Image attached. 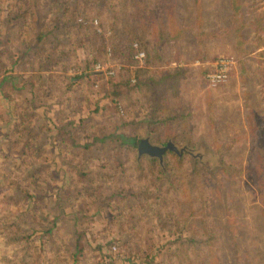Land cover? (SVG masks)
Instances as JSON below:
<instances>
[{
    "label": "rangeland",
    "instance_id": "1",
    "mask_svg": "<svg viewBox=\"0 0 264 264\" xmlns=\"http://www.w3.org/2000/svg\"><path fill=\"white\" fill-rule=\"evenodd\" d=\"M155 1L148 15L141 0H13L28 36L25 46L1 41L0 54L35 71L41 102L53 96L38 118L34 215L26 231L6 225L27 236L29 259L17 262L264 264V54L252 42L264 29L250 25L264 0H238V16L231 0ZM171 16L181 33L168 56ZM134 40L147 44L144 64L132 57ZM222 57L232 72L210 87ZM169 68L182 69L177 89ZM123 135L184 151L167 152L161 169Z\"/></svg>",
    "mask_w": 264,
    "mask_h": 264
},
{
    "label": "crops",
    "instance_id": "2",
    "mask_svg": "<svg viewBox=\"0 0 264 264\" xmlns=\"http://www.w3.org/2000/svg\"><path fill=\"white\" fill-rule=\"evenodd\" d=\"M12 2L0 0V41L6 48L25 46L24 39L27 40L28 36L19 28L20 16L13 17ZM16 59L0 54V264H21L16 259L25 263L29 259L27 251L20 245L26 241V233L18 238L12 237L6 232V225L16 222L26 231V221L34 215L28 193L35 194L39 187H32L29 183L37 177L38 162L44 160L42 147L45 144L40 134L38 138V118L53 100L50 89L49 102L40 101L45 95L38 97L35 92L39 77L32 76L35 71L29 64L25 68L24 62ZM169 65H176V61ZM28 86L35 97L25 94ZM18 192L22 196L18 197ZM16 239H19V250L13 249L17 246L13 244Z\"/></svg>",
    "mask_w": 264,
    "mask_h": 264
},
{
    "label": "trees",
    "instance_id": "3",
    "mask_svg": "<svg viewBox=\"0 0 264 264\" xmlns=\"http://www.w3.org/2000/svg\"><path fill=\"white\" fill-rule=\"evenodd\" d=\"M142 1V3H145V2H149V5H148V7H147V10L145 11V13L146 14H148V15H151V14H153L154 13V11H155V0H141ZM231 6H232V9H233V13H234V15H236V16H238L239 14H240V11H241V6L239 5V1L238 0H231ZM171 10H173V8H171ZM80 19H82V18H80ZM83 20V19H82ZM171 21H173V24H174V17L173 16H171V18H170V22ZM170 22H168L167 21V55L169 56V54L172 52V48L170 47V45H169V42L173 39V38H176L177 36L176 35H178V33H181V29L176 25V24H174L173 26L170 24ZM145 23H147V26H149V23L147 22V21H145ZM81 25H84L85 23H80ZM87 24V23H86ZM91 24L93 25V20L91 21ZM77 25H79V24H77ZM250 25H252L254 28H255V30H256V32L258 31V30H263L264 29V13H262V14H260L259 16H257L255 19H254V21H252L251 23H250ZM151 26V25H150ZM154 24L151 26V29L152 28H154ZM172 27H174V28H172ZM97 28V27H96ZM147 28H149V27H147ZM153 32L155 33V34H158V36L160 35H165V30H163V31H161V33L159 34V32H158V30L157 31H155V30H153ZM158 32V33H157ZM246 41V43L247 42H249L250 40H245ZM138 43L139 44V46H140V48L142 49V50H144L145 52H146V58L148 57V55H147V51H146V49L144 48V46L142 45V44H144V45H146L147 46V44H145V43H141L140 41H138V40H134V41H131V43H130V46H131V49H132V57H133V59L135 58L134 56H135V53H136V49L134 48V43ZM252 42H254V44H255V49L256 50H261V51H259V52H262L261 53V55H263L264 54V40H262L260 37H259V35L258 36H256L253 40H252ZM245 43V45H247ZM246 47V46H245ZM111 48V47H110ZM159 50H158V52L160 53V52H162L163 51V48L162 47H160V48H158ZM113 50V49H112ZM238 54L239 55H241V54H243L245 51H246V48H244V47H242V48H239L238 47ZM169 53V54H168ZM260 55V54H259ZM264 56V55H263ZM135 60V62H137L136 61V59H134ZM174 61H177V59H176V57H173V58H168L167 57V65H169V64H171L172 62H174ZM138 63V62H137ZM168 67V66H167ZM182 76V69H180V68H169V69H167V84L169 83H171V84H173V87L175 88V89H177L178 88V85H177V83H179V81L181 80L180 79V77ZM250 127H252L253 128V126H250ZM142 139H144V138H142ZM142 139H137V138H135V137H127V136H121V142H122V144H127V145H129V146H135L137 149H138V147H139V143H140V141L142 140ZM149 139V138H148ZM150 140V139H149ZM169 141H171V140H169ZM168 141V142H169ZM167 142V143H168ZM173 142V141H172ZM166 143V144H167ZM165 144V145H166ZM165 145H163V146H165ZM178 147V146H177ZM174 152V153H176L178 156H181V154H179V153H177V152H175V151H172V150H167L165 153H164V155L167 153V152ZM184 151V150H183ZM144 155H147V156H149L150 158H152V160H155V162L158 164V166L161 168V169H164L165 167H164V165L162 164V161H163V159L161 160L159 157H156V156H150V155H148V154H143V155H140L139 154V151H138V156L139 157H141V156H144ZM164 155H163V157H164Z\"/></svg>",
    "mask_w": 264,
    "mask_h": 264
},
{
    "label": "built area",
    "instance_id": "4",
    "mask_svg": "<svg viewBox=\"0 0 264 264\" xmlns=\"http://www.w3.org/2000/svg\"><path fill=\"white\" fill-rule=\"evenodd\" d=\"M97 23V20L95 21ZM134 48L137 50L135 53V59L139 65L144 64L146 60V52L142 50L139 44L134 43ZM2 49V43L0 41V50ZM233 59L222 57L215 65L214 69L207 74V80L210 87H216L219 84L225 82L230 77L233 69ZM96 69L100 71H106V67L102 63L96 65ZM115 71L109 70L108 74L113 75Z\"/></svg>",
    "mask_w": 264,
    "mask_h": 264
},
{
    "label": "water",
    "instance_id": "5",
    "mask_svg": "<svg viewBox=\"0 0 264 264\" xmlns=\"http://www.w3.org/2000/svg\"><path fill=\"white\" fill-rule=\"evenodd\" d=\"M167 150H172L179 154L180 152H183V149L180 150L172 141H169L165 146H159L153 144L148 138L142 139L138 147L140 155L148 154L150 156L159 157L161 160L163 159V155Z\"/></svg>",
    "mask_w": 264,
    "mask_h": 264
}]
</instances>
